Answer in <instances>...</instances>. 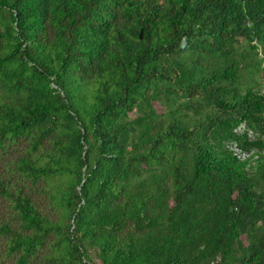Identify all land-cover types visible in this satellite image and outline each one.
Listing matches in <instances>:
<instances>
[{
    "label": "trees",
    "instance_id": "1",
    "mask_svg": "<svg viewBox=\"0 0 264 264\" xmlns=\"http://www.w3.org/2000/svg\"><path fill=\"white\" fill-rule=\"evenodd\" d=\"M0 264H264V0H0Z\"/></svg>",
    "mask_w": 264,
    "mask_h": 264
},
{
    "label": "rangeland",
    "instance_id": "2",
    "mask_svg": "<svg viewBox=\"0 0 264 264\" xmlns=\"http://www.w3.org/2000/svg\"><path fill=\"white\" fill-rule=\"evenodd\" d=\"M241 129H243V126L241 127ZM236 151H237V153L241 154V153H240V150L236 149ZM242 156L245 157V156H247V155H244V154H243Z\"/></svg>",
    "mask_w": 264,
    "mask_h": 264
}]
</instances>
